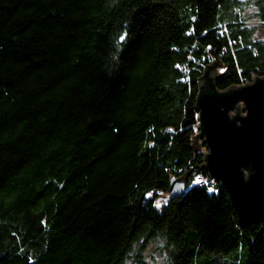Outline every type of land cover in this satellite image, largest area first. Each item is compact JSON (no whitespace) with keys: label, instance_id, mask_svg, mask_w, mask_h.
<instances>
[{"label":"trees","instance_id":"16d2710c","mask_svg":"<svg viewBox=\"0 0 264 264\" xmlns=\"http://www.w3.org/2000/svg\"><path fill=\"white\" fill-rule=\"evenodd\" d=\"M215 61L219 90L264 76V0H0V264H195L240 245L264 264V224L221 182L189 187L209 175L196 98Z\"/></svg>","mask_w":264,"mask_h":264},{"label":"water","instance_id":"95a60500","mask_svg":"<svg viewBox=\"0 0 264 264\" xmlns=\"http://www.w3.org/2000/svg\"><path fill=\"white\" fill-rule=\"evenodd\" d=\"M219 65L199 78L196 139L207 147L204 167L226 187L241 221L264 224V76L219 90ZM189 174L171 179L165 200L187 191Z\"/></svg>","mask_w":264,"mask_h":264},{"label":"rangeland","instance_id":"374dc122","mask_svg":"<svg viewBox=\"0 0 264 264\" xmlns=\"http://www.w3.org/2000/svg\"><path fill=\"white\" fill-rule=\"evenodd\" d=\"M248 253L245 245H240L234 251L228 254L213 253L208 256L194 259V263L198 264H247Z\"/></svg>","mask_w":264,"mask_h":264},{"label":"built area","instance_id":"2783aa9c","mask_svg":"<svg viewBox=\"0 0 264 264\" xmlns=\"http://www.w3.org/2000/svg\"><path fill=\"white\" fill-rule=\"evenodd\" d=\"M219 181H217L215 178L208 176H202L198 175L196 176L192 181L189 187L194 185H201V186H208L209 191L212 192L216 189L215 185H217Z\"/></svg>","mask_w":264,"mask_h":264},{"label":"snow or ice","instance_id":"6c2138e0","mask_svg":"<svg viewBox=\"0 0 264 264\" xmlns=\"http://www.w3.org/2000/svg\"><path fill=\"white\" fill-rule=\"evenodd\" d=\"M123 39H124V37L122 36V37H121V40H123Z\"/></svg>","mask_w":264,"mask_h":264}]
</instances>
